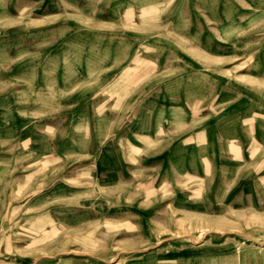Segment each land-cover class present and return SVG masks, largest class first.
I'll return each mask as SVG.
<instances>
[{"label": "rangeland", "instance_id": "obj_1", "mask_svg": "<svg viewBox=\"0 0 264 264\" xmlns=\"http://www.w3.org/2000/svg\"><path fill=\"white\" fill-rule=\"evenodd\" d=\"M0 10V264H264V0Z\"/></svg>", "mask_w": 264, "mask_h": 264}, {"label": "crops", "instance_id": "obj_2", "mask_svg": "<svg viewBox=\"0 0 264 264\" xmlns=\"http://www.w3.org/2000/svg\"><path fill=\"white\" fill-rule=\"evenodd\" d=\"M1 2V0H0ZM8 4V5H7ZM5 4V6H11L9 3ZM62 9H58V11H61ZM0 11H7V10H0ZM8 11L12 12L15 11L14 9H9Z\"/></svg>", "mask_w": 264, "mask_h": 264}]
</instances>
